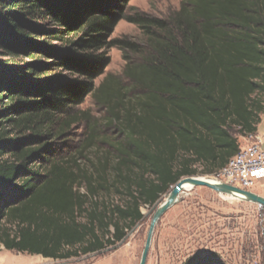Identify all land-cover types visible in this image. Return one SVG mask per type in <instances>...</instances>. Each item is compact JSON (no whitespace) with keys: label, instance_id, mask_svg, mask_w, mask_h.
<instances>
[{"label":"trees","instance_id":"trees-1","mask_svg":"<svg viewBox=\"0 0 264 264\" xmlns=\"http://www.w3.org/2000/svg\"><path fill=\"white\" fill-rule=\"evenodd\" d=\"M127 1L0 0L2 63L19 62L0 66L6 250L69 259L112 247L143 219L141 206L183 177L216 174L257 129L264 0H183L167 17H127L143 42L110 39ZM110 47L121 51L123 82L105 76L95 88ZM88 95L103 129L75 108Z\"/></svg>","mask_w":264,"mask_h":264},{"label":"rangeland","instance_id":"rangeland-1","mask_svg":"<svg viewBox=\"0 0 264 264\" xmlns=\"http://www.w3.org/2000/svg\"><path fill=\"white\" fill-rule=\"evenodd\" d=\"M182 1L128 0L121 10L123 17L113 26L110 39L143 42L140 28L127 17H167L179 8ZM0 38L9 40L10 35L0 30ZM4 54L5 51L0 47V66L4 64ZM107 55L110 62L103 75L93 81L95 88L105 76H113L123 82L120 76L124 66L121 51L110 47ZM16 59L12 56V61L5 63L2 71L13 72V67L19 63ZM16 77L22 84H27L20 75ZM75 108L88 111L97 129L105 128L104 113L91 95L86 96L83 103ZM80 126L73 127L72 138L75 143L85 138ZM239 144H244L240 137ZM100 152L95 144L87 150L86 155L95 160ZM80 162L83 163V160ZM195 176L215 177V174ZM170 190L155 205L141 206L143 219L129 229L120 242L99 253L52 259L6 250L0 245V264H139L152 216ZM249 190L264 197V180L258 179ZM188 260L195 264H264V207L232 195L217 193L205 186L182 191L178 200L156 222L145 264H185Z\"/></svg>","mask_w":264,"mask_h":264},{"label":"built area","instance_id":"built-area-1","mask_svg":"<svg viewBox=\"0 0 264 264\" xmlns=\"http://www.w3.org/2000/svg\"><path fill=\"white\" fill-rule=\"evenodd\" d=\"M239 137L244 144L215 174V178L249 190L258 179L264 178V150L255 133Z\"/></svg>","mask_w":264,"mask_h":264},{"label":"water","instance_id":"water-1","mask_svg":"<svg viewBox=\"0 0 264 264\" xmlns=\"http://www.w3.org/2000/svg\"><path fill=\"white\" fill-rule=\"evenodd\" d=\"M195 186H205L214 190L220 194L226 195H241L244 200L255 202L264 207V197L257 195L256 193L251 192L250 190L239 188L237 186L225 183L223 181H218L217 183H213L203 177L197 176H186L177 181L172 187L170 192L167 194L166 199L158 206L155 210L152 219L150 221L149 229L147 232L145 245L141 254L139 264H145L146 258L151 242V237L153 233L154 226L156 222L159 220L160 216L177 200L179 194L187 189H191Z\"/></svg>","mask_w":264,"mask_h":264},{"label":"crops","instance_id":"crops-1","mask_svg":"<svg viewBox=\"0 0 264 264\" xmlns=\"http://www.w3.org/2000/svg\"><path fill=\"white\" fill-rule=\"evenodd\" d=\"M255 135L257 139L259 140L261 147L264 149V112L261 114V119L257 125ZM259 180H264V178H261Z\"/></svg>","mask_w":264,"mask_h":264},{"label":"bare ground","instance_id":"bare-ground-1","mask_svg":"<svg viewBox=\"0 0 264 264\" xmlns=\"http://www.w3.org/2000/svg\"><path fill=\"white\" fill-rule=\"evenodd\" d=\"M205 179L213 182V183H217L218 182V179L215 178V177H210V176H204ZM188 190V189H187ZM233 196V195H232ZM234 197H237V198H240V199H243V197L241 195H234Z\"/></svg>","mask_w":264,"mask_h":264}]
</instances>
